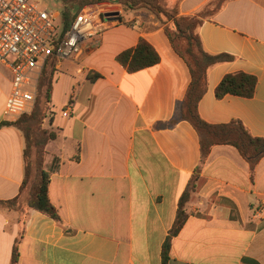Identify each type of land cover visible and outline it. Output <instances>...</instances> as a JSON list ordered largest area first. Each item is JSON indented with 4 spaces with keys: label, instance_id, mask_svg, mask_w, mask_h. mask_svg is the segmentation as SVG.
I'll list each match as a JSON object with an SVG mask.
<instances>
[{
    "label": "crops",
    "instance_id": "1",
    "mask_svg": "<svg viewBox=\"0 0 264 264\" xmlns=\"http://www.w3.org/2000/svg\"><path fill=\"white\" fill-rule=\"evenodd\" d=\"M210 1L166 4L191 16ZM124 15L80 62H44L52 74L46 127L57 134L46 145L44 167L61 222L30 211L22 224L18 212L0 210V264H10L22 230L18 264H162L179 199L196 170L198 189L171 240L167 264H264V157L252 175L233 146L215 145L201 161L193 125H171L180 117L191 75L166 33L170 22L146 9ZM137 18L140 29L131 25ZM198 34L206 52L233 57L208 70L200 118L211 125L239 121L251 136L264 138V0H226ZM140 38L160 59L130 73L117 56ZM239 72L256 78L254 95L218 99L223 77ZM12 78L0 63V123L10 120L3 109ZM23 149L20 130L0 129V200L19 192Z\"/></svg>",
    "mask_w": 264,
    "mask_h": 264
},
{
    "label": "trees",
    "instance_id": "2",
    "mask_svg": "<svg viewBox=\"0 0 264 264\" xmlns=\"http://www.w3.org/2000/svg\"><path fill=\"white\" fill-rule=\"evenodd\" d=\"M61 5L59 12L60 33L62 37L70 28L76 15L90 3L112 2L123 6L124 11L146 9L154 13L164 22H170L166 33L173 47L185 59L191 75V82L181 104L180 117L173 120L171 125L178 120L189 121L199 134L201 161H204L210 149L215 145H229L238 150L240 155L248 162L251 175L256 165L264 157V138L253 137L239 121L228 124L211 125L204 122L197 111V106L207 86L208 70L222 62L233 59L227 54H210L203 48L198 28L204 20L210 19L225 3L226 0H212L200 11L191 16H179L177 10L167 8L166 0H56ZM155 49L144 39L140 38L137 45L123 51L117 56V61L128 72L151 67L159 62ZM95 75L91 79H95ZM51 82L52 74L45 64L38 78L36 101L30 113H25L15 120H6L0 123V129L12 126L21 131L24 137L23 162L24 176L18 194L9 200H0V210L15 211L20 214V222L25 223L30 211L40 212L56 222H61L49 199L48 188L50 173L44 167L46 145L56 139L57 134L43 125L47 118L51 120ZM257 80L254 76L245 73L227 74L215 89L218 99L226 95L250 98L254 95ZM196 170L182 193L176 212L175 221L162 248V264L169 260L171 240L177 236L187 219L186 206L198 189L199 175ZM23 232V230H22ZM16 239L10 264H18L19 243L23 233Z\"/></svg>",
    "mask_w": 264,
    "mask_h": 264
},
{
    "label": "built area",
    "instance_id": "3",
    "mask_svg": "<svg viewBox=\"0 0 264 264\" xmlns=\"http://www.w3.org/2000/svg\"><path fill=\"white\" fill-rule=\"evenodd\" d=\"M124 13L119 3L87 4L61 37L55 25L59 12L40 9L38 2L30 0H0V63L6 64L13 75L4 117L15 120L32 111L45 61L53 58L56 62H80L86 51L99 47L108 30L122 23ZM131 25L140 29L141 20L134 19ZM8 56L13 57L11 62ZM255 212L262 215L261 208Z\"/></svg>",
    "mask_w": 264,
    "mask_h": 264
},
{
    "label": "rangeland",
    "instance_id": "4",
    "mask_svg": "<svg viewBox=\"0 0 264 264\" xmlns=\"http://www.w3.org/2000/svg\"><path fill=\"white\" fill-rule=\"evenodd\" d=\"M32 2H38L39 3V8L40 9H46V10H51L52 12H60L61 10V5L56 1V0H30ZM125 18V15L122 16ZM58 33H60V24H59V19L55 23ZM13 59L12 56H8V61L11 62ZM49 121V118L46 119L43 128L44 129H49L46 126V122Z\"/></svg>",
    "mask_w": 264,
    "mask_h": 264
},
{
    "label": "water",
    "instance_id": "5",
    "mask_svg": "<svg viewBox=\"0 0 264 264\" xmlns=\"http://www.w3.org/2000/svg\"><path fill=\"white\" fill-rule=\"evenodd\" d=\"M110 16V15H109Z\"/></svg>",
    "mask_w": 264,
    "mask_h": 264
}]
</instances>
